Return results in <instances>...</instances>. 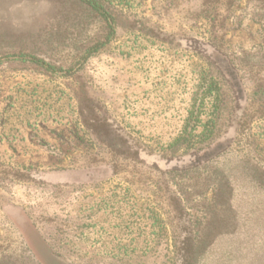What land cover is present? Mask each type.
<instances>
[{"label": "rangeland", "instance_id": "1", "mask_svg": "<svg viewBox=\"0 0 264 264\" xmlns=\"http://www.w3.org/2000/svg\"><path fill=\"white\" fill-rule=\"evenodd\" d=\"M186 252L264 264V0H0V264Z\"/></svg>", "mask_w": 264, "mask_h": 264}, {"label": "trees", "instance_id": "2", "mask_svg": "<svg viewBox=\"0 0 264 264\" xmlns=\"http://www.w3.org/2000/svg\"><path fill=\"white\" fill-rule=\"evenodd\" d=\"M105 45V42H101V43H98L97 45H95L91 50L90 52H95V51H98L100 48H102L103 46ZM33 62L35 63H38V64H42V65H45V61H42L40 58H32L31 59ZM213 132V131H212ZM194 167V166H193ZM174 171H180V169H175ZM203 254V253H202ZM202 254H197V255H192V254H189V253H184L183 255H180L179 256V259H178V262L179 264H199L200 263V260L201 258H203V255ZM256 258H259L257 256H252L250 257V259L253 261L255 259V261H257ZM260 261H264V256H261L260 257Z\"/></svg>", "mask_w": 264, "mask_h": 264}]
</instances>
